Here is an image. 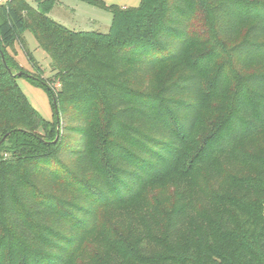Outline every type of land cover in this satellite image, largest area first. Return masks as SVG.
Instances as JSON below:
<instances>
[{"label": "trees", "instance_id": "16d2710c", "mask_svg": "<svg viewBox=\"0 0 264 264\" xmlns=\"http://www.w3.org/2000/svg\"><path fill=\"white\" fill-rule=\"evenodd\" d=\"M81 1L107 32L0 3V264H264V0Z\"/></svg>", "mask_w": 264, "mask_h": 264}, {"label": "rangeland", "instance_id": "374dc122", "mask_svg": "<svg viewBox=\"0 0 264 264\" xmlns=\"http://www.w3.org/2000/svg\"><path fill=\"white\" fill-rule=\"evenodd\" d=\"M26 1L32 6L36 4L35 0ZM102 1L107 5L116 4L123 7L137 6L140 3V0ZM48 16L67 28L76 31H97L105 33L111 22V13L109 11L81 0H55V4L48 13ZM200 28L201 25L196 22V29ZM22 38L24 40L23 45H21L20 41H17L9 49L18 62L19 70L27 71L29 74L43 79L47 83L50 82L53 85H57L53 81L50 58L42 48L38 47L32 33L25 31L22 34ZM24 48L31 52L36 64H31L28 61ZM19 70L15 69L14 72L17 73ZM16 82L31 106L44 120L51 121L53 119V109L48 91L44 87L34 84L26 77H17Z\"/></svg>", "mask_w": 264, "mask_h": 264}, {"label": "water", "instance_id": "95a60500", "mask_svg": "<svg viewBox=\"0 0 264 264\" xmlns=\"http://www.w3.org/2000/svg\"><path fill=\"white\" fill-rule=\"evenodd\" d=\"M22 74H24V73L21 72V71H19V72H17L15 75H17V76L19 77V76H21ZM28 76H30V75H28ZM54 112H55V114H56V119H57V121L59 122V114H58V110H57L56 107H55V109H54ZM58 129H59V125H58Z\"/></svg>", "mask_w": 264, "mask_h": 264}, {"label": "built area", "instance_id": "2783aa9c", "mask_svg": "<svg viewBox=\"0 0 264 264\" xmlns=\"http://www.w3.org/2000/svg\"><path fill=\"white\" fill-rule=\"evenodd\" d=\"M4 0H0V3H2Z\"/></svg>", "mask_w": 264, "mask_h": 264}]
</instances>
